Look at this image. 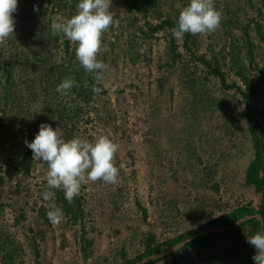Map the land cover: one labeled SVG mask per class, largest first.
Masks as SVG:
<instances>
[{
	"label": "rangeland",
	"instance_id": "1",
	"mask_svg": "<svg viewBox=\"0 0 264 264\" xmlns=\"http://www.w3.org/2000/svg\"><path fill=\"white\" fill-rule=\"evenodd\" d=\"M142 2L146 13L132 0H111L113 23L102 34L98 52L109 65L106 93H95L91 114L76 118V136L92 140L111 133L119 145L118 183L82 184L83 223H73L55 196L52 201L64 213L60 223L42 214L41 206L48 208L42 194L50 190L46 162L35 158L29 175L20 170L27 142L39 131L33 124L41 125L37 106L24 100L19 125L15 119L4 121L0 105V264H120L143 253L150 237L164 242L238 206L259 207L262 195L246 180L255 149L243 92L250 94L264 139V42L252 28L254 20L264 26V0H214L222 17L219 27L189 38L186 33L174 37L175 25L151 34L148 24L169 17L177 24L189 0ZM77 3L18 0L14 32L0 42V80H5L3 62L15 63L16 84L24 87V52L38 46L33 38L44 26L50 29L53 20L74 15ZM230 19L249 26L248 34L237 25L226 27ZM45 37L53 39L55 56L63 57L68 39L52 32ZM173 39L177 57L170 50ZM71 45L75 53L77 44ZM37 51L32 61L40 56ZM225 54L219 64L227 85L200 61L205 55L215 64ZM62 94L69 111L84 104L69 91ZM240 235L227 232L190 248L178 263L169 256L157 264H210L216 253L227 257L224 264H243L246 247Z\"/></svg>",
	"mask_w": 264,
	"mask_h": 264
},
{
	"label": "trees",
	"instance_id": "2",
	"mask_svg": "<svg viewBox=\"0 0 264 264\" xmlns=\"http://www.w3.org/2000/svg\"><path fill=\"white\" fill-rule=\"evenodd\" d=\"M132 1L134 3L133 5L137 7V9L140 12L143 13L148 12L146 5L142 2V0H132ZM238 23H239L238 19H236L235 22L233 23L231 22L230 19V21L225 20L224 25L229 28H231L232 25H237L243 31H246L245 32L246 34H248L249 26L240 25ZM148 24L151 34H154L155 32L165 29L167 27H173L174 25L176 27V24L173 23V20L170 17L163 19L159 24H152V23H148ZM252 28L255 29L257 36H259L264 42V26L262 22L254 20V25ZM39 32L41 33L39 34L40 36L38 38H33L35 41H37L38 46L30 45L29 50L31 51L24 52L25 57H22L23 59H26L28 62V65L27 62L25 65L21 64V69L23 71V74L26 75V81L24 87H21V85L19 87L16 84V82L18 81V77L15 76L14 69L17 67V65L15 63H11V65H6V62L5 61L3 62L5 63L4 64L5 80L2 79L0 80V105L1 107L2 106L5 107L4 121H7L8 119L11 118L17 120L19 125L20 123L22 124L23 121L22 119L20 120L19 109L23 105L24 100H26V102L30 103V105L35 104L37 106L36 111H40V114L38 116L41 118L40 121L41 124L48 123L51 124L54 128L57 127V125H59L58 128L62 129L61 134L63 138L70 139L76 136V133L78 131V129L76 128V123H78L76 118L82 116V114L84 116V113L88 115L91 114L92 109L94 108L91 104L95 94L92 91V87L95 84L93 78L94 74L90 72H86L80 66L78 60L76 59L75 53H72V45L69 40H67L65 43L66 46L64 50V56L59 58L54 54L56 51L54 50L53 44L51 43V40L53 41V39L51 37L49 38L45 37L46 33H51V29H47V26H44L42 30ZM186 35L189 38L192 34L186 33ZM172 41L173 43L170 46V50L172 54L177 57L179 56V54L177 52L176 46L174 45L175 40L173 39ZM35 48L38 49L37 52H39L40 54V56L38 57L40 58L38 59V57H36L32 61L31 56L34 53ZM252 53L253 52L249 54ZM69 54L70 56H68ZM226 59H227L226 54L222 55L221 58H218L217 62L214 64L212 61L207 60L205 55L200 57V61L204 62L209 67V71L212 74L220 77L224 82V84H226L225 75L222 72L221 65L219 63L221 60L226 61ZM20 60L21 57L18 59V61ZM231 60L232 63H236L237 56L236 55L232 56ZM18 61H16V63H18ZM73 76L75 77V86L71 90H69V92L75 94V97H77L78 99L83 98L84 104L82 105L78 104L76 105V108H74L73 111H69V106L62 97L63 94L58 93L56 91V88L65 78L73 77ZM96 86H99L102 89L101 92L98 93V95L102 93H106L103 83L101 85H96ZM233 86H235V84ZM26 95L28 96V98ZM243 96L246 98L247 101L246 114H247L248 122L251 123L248 129L250 130V134L252 136V141L255 149V156L253 160L249 163V166L247 168L246 180L249 184L254 186L255 189L258 192H260L262 195L259 207H255L252 204H244L238 206L232 209L231 211L222 214L217 218L212 219L197 228L187 230L186 232H183L164 242L154 243L153 241L154 237H150L148 239V243L143 253L137 255L134 258L126 259L120 264H134L135 262L149 255L162 252L168 246L175 245L176 243L200 231L201 229L213 227V226L227 225L247 214L262 213L264 215V149L262 145L264 139L260 132L261 123L257 115L254 113L252 106L249 104L251 100L250 94L244 91ZM32 101L34 102L31 104ZM71 112H73L74 115H72ZM70 122H72L73 124H70ZM33 127L36 130H39L40 123L33 124ZM34 163H35V158L33 157L32 150L27 147L26 150L23 152V155L19 162L20 170L23 171L24 174L29 175L32 171ZM53 193H54L53 197L55 196L56 202L60 203V205L66 212L67 216L70 217L73 223L75 224L83 223L85 218L84 208H83L84 197L81 194H79L78 196L74 197L71 203H69L64 197L63 190L53 189ZM47 211H49V209L46 208V205H42L41 212L46 217H47ZM23 216L26 217L25 215ZM260 228H261L260 220L256 218L249 219L246 222L235 227L234 229L224 232L220 231V232H211L205 234L193 240L192 242L188 243L181 250L175 251L166 257L153 260L145 264H157L158 262L164 260L169 256H173L176 263H178L181 260H183V255L185 256V253H187L190 248L198 245H208L210 242L220 239L225 233L233 232V231H240L242 235H240L239 238H244L245 241L246 258L243 264H255L252 257L255 254L256 249L254 248L253 245H251L248 242L247 236L253 235ZM1 239L3 238L0 237V250L4 249V243H1ZM237 244L238 246L240 245L239 242ZM226 253L230 255L228 257H232V253H233L232 251ZM215 256L216 258H214V255L210 258V264H224V262L227 259V257L223 253H216Z\"/></svg>",
	"mask_w": 264,
	"mask_h": 264
},
{
	"label": "clouds",
	"instance_id": "3",
	"mask_svg": "<svg viewBox=\"0 0 264 264\" xmlns=\"http://www.w3.org/2000/svg\"><path fill=\"white\" fill-rule=\"evenodd\" d=\"M18 0H0V42L13 34ZM111 0H78L77 12L64 21L53 20L50 29L53 35L62 33L70 42H75V56L80 66L94 74L93 93L101 92L104 74L109 65L98 59L102 47V34L113 23L114 13L110 11ZM221 13L214 0H189L179 13L173 35L183 38L185 33L196 35L215 31L221 22ZM75 86V77L65 78L56 88L58 93H66ZM33 157L46 162L47 185L43 200L47 201V217L58 224L64 215L63 210L52 201L53 189L64 192L65 199L71 203L78 196L82 184L87 181H103L117 184L119 168L115 155L119 145L111 133L102 134L92 140L74 136L64 139L59 128L42 123L34 138L27 142ZM261 228L247 236L248 242L256 249L252 259L255 264H264V218ZM169 247V246H168Z\"/></svg>",
	"mask_w": 264,
	"mask_h": 264
},
{
	"label": "water",
	"instance_id": "4",
	"mask_svg": "<svg viewBox=\"0 0 264 264\" xmlns=\"http://www.w3.org/2000/svg\"><path fill=\"white\" fill-rule=\"evenodd\" d=\"M256 218L258 220H261L262 218H264V215L262 213H252V214H247L241 218H239L238 220L227 224V225H221V226H213V227H208V228H204L201 229L200 231L192 234L191 236L181 240L180 242L176 243L175 245H171L169 247H167L165 250H163L162 252L159 253H155L152 255H149L137 262H135L134 264H145L147 262L153 261V260H157L163 257H166L170 254H172L175 251L181 250L182 248H184L188 243L192 242L193 240L211 233V232H224V231H228L231 229H234L235 227L239 226L240 224L246 222L249 219H253Z\"/></svg>",
	"mask_w": 264,
	"mask_h": 264
}]
</instances>
